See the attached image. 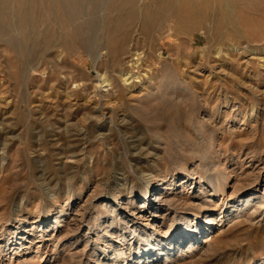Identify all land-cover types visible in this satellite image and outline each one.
Wrapping results in <instances>:
<instances>
[{
	"label": "rangeland",
	"instance_id": "obj_1",
	"mask_svg": "<svg viewBox=\"0 0 264 264\" xmlns=\"http://www.w3.org/2000/svg\"><path fill=\"white\" fill-rule=\"evenodd\" d=\"M52 1L0 0V264H264V37Z\"/></svg>",
	"mask_w": 264,
	"mask_h": 264
},
{
	"label": "bare ground",
	"instance_id": "obj_2",
	"mask_svg": "<svg viewBox=\"0 0 264 264\" xmlns=\"http://www.w3.org/2000/svg\"><path fill=\"white\" fill-rule=\"evenodd\" d=\"M42 1L43 0H41V3ZM52 2L51 4L54 6L55 4L53 5L54 2ZM128 2L130 3L132 0H128ZM66 4L71 7L73 6V11L75 10L73 0H66ZM132 4L134 3L132 2ZM142 10L146 18H149L150 16L160 17L161 21L166 23L167 31L172 30L173 33L175 32L179 35L190 33L199 29L203 30L201 33H204L205 30V32H207L206 38L208 42L212 38H214L213 40H215V38H226V36L230 35V31L231 38L232 36L235 38L247 37L251 39L253 38L254 40V38L261 36L262 40L264 37V33H257L256 27L258 23L260 25L262 24L264 27V0H147L142 3ZM115 11L119 17H122L124 13L123 5L119 4L115 8ZM111 22L112 19H110L109 24ZM142 29L145 33H150L148 23L147 25L144 24ZM223 30H225V32L221 33ZM73 36H75V33H73ZM131 77L132 75L127 74L124 79L128 80ZM212 189L217 192L216 188L213 187ZM148 194L149 191H146L143 193V196L146 199L150 198V195ZM252 196L253 194H249L240 197L237 201H240L241 204H246L252 200ZM155 198V201L159 204L164 202L163 193L157 195ZM144 206L145 204L143 207ZM209 217L210 215H205L202 219L203 223H212L213 221ZM191 221L192 220L186 219V228L184 229L185 232L189 227L188 225L191 224ZM222 232L223 230H221L216 236L221 237L223 235ZM184 234H186L185 237L188 236L187 233ZM213 239L214 238L208 234L204 243H210ZM163 242L159 241L156 245L162 244Z\"/></svg>",
	"mask_w": 264,
	"mask_h": 264
}]
</instances>
